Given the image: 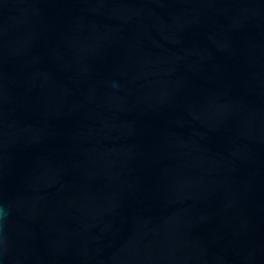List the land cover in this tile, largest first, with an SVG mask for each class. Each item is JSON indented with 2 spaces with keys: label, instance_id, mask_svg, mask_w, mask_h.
Wrapping results in <instances>:
<instances>
[{
  "label": "water",
  "instance_id": "1",
  "mask_svg": "<svg viewBox=\"0 0 264 264\" xmlns=\"http://www.w3.org/2000/svg\"><path fill=\"white\" fill-rule=\"evenodd\" d=\"M0 264H264V0H0Z\"/></svg>",
  "mask_w": 264,
  "mask_h": 264
}]
</instances>
